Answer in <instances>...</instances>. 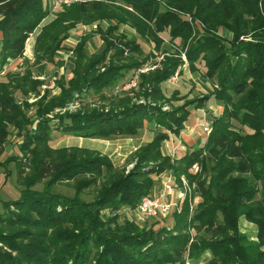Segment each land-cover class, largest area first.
<instances>
[{
  "label": "trees",
  "instance_id": "1",
  "mask_svg": "<svg viewBox=\"0 0 264 264\" xmlns=\"http://www.w3.org/2000/svg\"><path fill=\"white\" fill-rule=\"evenodd\" d=\"M49 1L57 0H0V75L24 57ZM68 1L35 38L34 65H42L35 76L55 63L76 19L111 20L104 6L116 0ZM119 1L137 17L117 15L119 24L99 30L103 46L95 54L79 48L72 78L55 81L57 95L44 91L29 104L27 97H38L42 85L29 69L8 71L0 81V168L14 164L20 194L2 204L0 264H264V0ZM125 24L153 50L144 54L119 34ZM164 33L169 44L178 41L173 53L163 48ZM182 54L194 74L203 63L211 92L193 98L164 93L163 84L183 71ZM92 93L103 104L68 110ZM212 99L222 112L210 116L203 145L183 156L164 154L169 136L179 135L192 111ZM146 125L157 131L133 154L130 169L93 149L50 145L54 133L109 140L134 137ZM9 128L23 138V160H2ZM166 173L180 186L184 177L190 187L171 222L123 218L120 211L134 214L141 199L153 195L154 177ZM59 185L74 195L53 192ZM90 189L93 199L83 200ZM241 220L255 233L242 232Z\"/></svg>",
  "mask_w": 264,
  "mask_h": 264
},
{
  "label": "rangeland",
  "instance_id": "2",
  "mask_svg": "<svg viewBox=\"0 0 264 264\" xmlns=\"http://www.w3.org/2000/svg\"><path fill=\"white\" fill-rule=\"evenodd\" d=\"M58 4L59 3L55 4V1L48 2L47 4L48 15L40 23L36 32L30 35L29 39L26 41L25 51H24L25 57L22 58V62H19V63L16 62L17 64L16 63L9 64L4 69L2 74L0 75V81H5L4 76L8 71L23 73L26 69H29L34 73V76L38 74L39 68H41L42 65L41 64L34 65L33 48L35 44V38L42 29L49 26L56 19V17L60 14L62 9L61 7H59ZM104 8H105L104 9L105 13L108 15V17L111 18V20L99 19V20L92 21L90 23H85L81 21L82 19H79V20L76 19L75 26L71 28L70 31L68 32L67 39L63 43H61L62 48L59 49V51L57 52L55 63L46 64L45 69H43L42 71L43 73L41 75L35 76V77L33 76L35 79H38L39 81H41L42 85L40 88V95L38 97H35L33 95H29V97H27L29 104H34L44 94V91H48L50 97H53L59 93L58 87L54 86L53 89L50 88L52 79L55 77L56 81L59 80V78L64 79L66 81L72 78L71 70L74 67L73 62H78L80 51L83 49L85 50V52H87V54H95L96 52H98L103 46L102 40L100 37H102L104 33L100 34V31L104 32L108 26L115 25V23L116 24L120 23L118 22V19L115 18V16L131 13L133 14V16L137 17L135 13H132L131 9L128 6H125L124 3L119 0H116L113 3L106 4ZM89 13L91 14L92 11ZM67 24H70V22H67ZM118 33L119 34L125 33L127 34L129 39L135 40L137 43H139L142 47L144 54H148L149 52L153 50V45L141 40L135 34L134 29L130 25H127V24L121 25L120 29L118 30ZM161 36L164 39L163 48L169 50L170 53H173L175 51L173 46H178V41H175V43L173 44H169L168 42L169 38L167 34L164 33ZM79 48H80V51L78 54L77 50ZM74 49H76V55L74 53ZM156 55H157V58L155 60L160 61L162 58L160 52H157ZM181 58L185 63V65L183 66V71L181 72L180 75H178L177 78L176 77L172 78L169 80V82L163 84L164 93L167 96H170L174 90H177L180 92L181 96L187 97V98H193V97H197V96H201V95L209 93L210 88L212 90L214 85L212 82H208V80L205 79L204 77L205 68H204L203 63L197 64V72L194 74L188 70L186 66V59L183 54ZM24 61H28V64L26 65ZM57 62H60V63H57ZM28 66L30 68H27ZM134 85L135 83L132 82V83L127 84L124 88H129L130 86H134ZM16 97L18 100H20L21 98L19 94H16ZM94 104L96 105L103 104V102L100 101L98 95H95L92 93L90 95L85 96L81 100H76V102L73 105H71L68 108V110L70 112H74L82 105L94 106ZM175 104H181V103L177 102ZM28 107H30V105H28ZM207 107H211V110L215 112L214 113L215 115L211 113L210 116H218L220 111L222 110L221 106L213 99L210 100L209 103H207ZM34 111H35V107L31 108L32 114L34 113ZM235 128L236 130L242 132V134L249 133V131L246 128L241 127L240 125L235 124ZM9 130H10V133H9V137L4 147L5 151L2 156V160H6L7 158H10L12 156H16V159L18 160L20 159L23 160V158H21V153H20V145L23 141V138L21 137V134H18L12 128H9ZM158 130L161 131V129H158ZM156 131L157 130L154 129L152 125H146V127L140 130L139 133L134 137H131V138L115 137L109 140L83 139V138H79L71 134L54 133L52 140L50 142V145L53 148L82 146V147H86L89 149H93V150L98 151L101 154L107 155L113 161L115 166L117 167L127 166V168L130 169L133 163L128 164V162L132 159L133 154L138 149L137 146L140 144L141 145L146 144L148 140L152 139ZM197 168L198 167L194 166L191 170L194 173H196ZM163 175H164L163 179L167 177L165 176L167 175V173ZM154 178H159V181H160L162 177H154ZM163 179L161 183L162 187H159V190L156 191L155 195L148 196V197H162V200L164 202H168L167 201L168 197H170L171 193L175 191L176 192L175 198L178 199V196L182 194L181 192L182 187L173 178L176 184L175 188L172 189L171 193L167 192L168 193L167 194L163 187L166 180H163ZM155 181H156V184H158L157 180ZM37 188H41V187L37 186ZM53 190H54L53 192L61 193V194L68 195V196L74 195L73 190L66 186L59 185V186H56V188H54ZM94 194H95V190L90 189L89 191L84 192L81 195V198L85 201H91L93 199ZM19 197H20V194H19L17 184H16V172L14 170V164L9 162V163H6L3 168H0V213L3 211L2 204L4 202L16 201L17 199H19ZM172 198H173L172 202H178L177 200L174 201L175 199L174 197ZM195 200H197L198 202L199 199H195ZM195 200L192 203L191 208L196 204ZM120 212L123 218H126V219H133V218L134 219L141 218L143 220L145 219V217H142V215H140L138 211H135L133 214V212H130L129 209L123 208ZM170 215L171 214H169L167 217H164V218L158 217L157 219L164 220L163 221L164 223L169 224V222H171ZM141 219H139V222L142 221ZM186 264H190V263L186 262Z\"/></svg>",
  "mask_w": 264,
  "mask_h": 264
},
{
  "label": "crops",
  "instance_id": "3",
  "mask_svg": "<svg viewBox=\"0 0 264 264\" xmlns=\"http://www.w3.org/2000/svg\"><path fill=\"white\" fill-rule=\"evenodd\" d=\"M16 62L17 63L22 62V59L12 61L11 63H16ZM212 90L210 88L209 91L211 92ZM217 107H219V106H217ZM210 111H212L211 107H206L205 109L193 110L190 117H189L188 122L186 123L185 129L179 135H170L169 139L167 141H165L163 144L162 152L166 155H169V156H175V157L180 156V155L183 156L188 150L195 148V147H198V146H202L203 143L205 142V138H206V134H204L202 131V125L206 122L211 123L209 120L210 114L215 113L213 111L212 112H210ZM221 112H222V110L220 111L219 114H221ZM150 140H148L146 143H148ZM140 146H142V145L140 144L137 147L139 148ZM77 147H82V146H77ZM84 148H86V147H84ZM160 177H162L160 181H158L157 178H155V180H157L158 184H156V186L154 188L153 195L156 194V191L159 190V187H162L161 183H162V179H163L164 175H162ZM173 193H175V194H173ZM175 195H176V192L173 191L171 193V196L168 197L167 201L172 202V199H173L172 197L175 198ZM196 199H198V198H196ZM175 200H177V199L175 198L174 201ZM195 202L197 203V200H195ZM240 226L243 227V229L241 227L242 232H247V233H251V234L255 233V227L252 224H249L244 220L240 221ZM208 256L209 255L206 254L200 263H202Z\"/></svg>",
  "mask_w": 264,
  "mask_h": 264
},
{
  "label": "built area",
  "instance_id": "4",
  "mask_svg": "<svg viewBox=\"0 0 264 264\" xmlns=\"http://www.w3.org/2000/svg\"><path fill=\"white\" fill-rule=\"evenodd\" d=\"M69 3L68 0H57L55 1V4L57 3ZM177 78V74L173 78ZM55 77L52 79L50 88H54L55 86ZM210 123L206 122L202 125V131L204 134H208L210 132ZM167 176L163 180H166L164 184V190L165 192H172V189L175 188V181L174 177L172 178L171 175H165ZM181 187H182V194L178 196L177 201L180 203L181 200L185 198L186 193L190 192V187L186 180L181 177L180 179ZM168 194V193H167ZM178 202H164L162 200V197H143L138 205L137 211L139 212L142 217L145 218H158V217H167L169 214H171L175 209L178 207Z\"/></svg>",
  "mask_w": 264,
  "mask_h": 264
}]
</instances>
